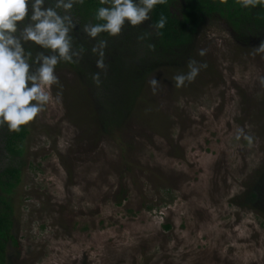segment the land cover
<instances>
[{
  "label": "rangeland",
  "instance_id": "374dc122",
  "mask_svg": "<svg viewBox=\"0 0 264 264\" xmlns=\"http://www.w3.org/2000/svg\"><path fill=\"white\" fill-rule=\"evenodd\" d=\"M261 43L209 21L190 56L207 67L180 88L171 78L190 57L156 69L111 134L73 71L56 67L62 87L29 123L12 192L22 245L9 242L6 264H264V215L241 203L264 169Z\"/></svg>",
  "mask_w": 264,
  "mask_h": 264
},
{
  "label": "trees",
  "instance_id": "16d2710c",
  "mask_svg": "<svg viewBox=\"0 0 264 264\" xmlns=\"http://www.w3.org/2000/svg\"><path fill=\"white\" fill-rule=\"evenodd\" d=\"M97 6L98 0H84L74 5L73 13L79 25L94 22L92 16ZM161 14L168 20L160 35L146 25H125L117 37L100 34L98 38L107 39L108 46L106 70L101 72L99 86L91 80V74L100 71L90 51L95 41L87 38L79 26L70 33L74 47L82 45L85 51L78 63L62 62L57 67H67L77 76L92 105L91 115L103 133L111 134L126 124L152 72L159 68L174 72L183 65L193 53L198 33L209 21L223 20L240 43L249 44L254 39L264 43V7L259 5L245 9L237 0H166L153 9L152 21ZM33 48L35 50V46ZM30 132L29 124L22 126L19 132L0 128V264H6L10 241L18 249L22 245L13 233L12 192L22 179ZM242 197L245 200L241 203L249 204L264 215V169L258 172L255 182Z\"/></svg>",
  "mask_w": 264,
  "mask_h": 264
},
{
  "label": "clouds",
  "instance_id": "9594fccd",
  "mask_svg": "<svg viewBox=\"0 0 264 264\" xmlns=\"http://www.w3.org/2000/svg\"><path fill=\"white\" fill-rule=\"evenodd\" d=\"M82 3L84 0H0V128L19 132L45 110L52 99V87H62L56 74L57 65L78 63L85 51L82 45L73 44L70 33L77 26L95 41L90 51L100 71L93 72L91 80L99 86L101 72L106 70L108 46L107 39L98 38L101 33L117 37L125 25H146L160 35L168 20L163 14L155 21L151 18L155 6L165 4L166 0H98L92 16L94 22L79 25L73 9ZM237 3L245 9L264 7V0H237ZM258 50H264V43ZM198 54L203 56L205 49H200ZM186 66V72L171 78L176 88L192 82L207 67L191 57ZM148 85L155 95L160 81L152 76ZM59 95L58 92L57 99ZM242 131H237V138Z\"/></svg>",
  "mask_w": 264,
  "mask_h": 264
},
{
  "label": "flooded vegetation",
  "instance_id": "af4514ba",
  "mask_svg": "<svg viewBox=\"0 0 264 264\" xmlns=\"http://www.w3.org/2000/svg\"><path fill=\"white\" fill-rule=\"evenodd\" d=\"M231 33H232V31H231ZM232 35L234 36V34L232 33Z\"/></svg>",
  "mask_w": 264,
  "mask_h": 264
}]
</instances>
